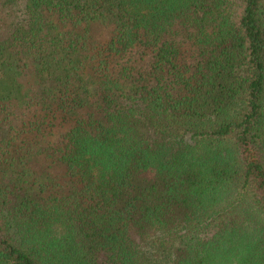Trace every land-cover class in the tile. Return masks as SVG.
<instances>
[{
  "label": "trees",
  "instance_id": "obj_1",
  "mask_svg": "<svg viewBox=\"0 0 264 264\" xmlns=\"http://www.w3.org/2000/svg\"><path fill=\"white\" fill-rule=\"evenodd\" d=\"M0 264H264V0H0Z\"/></svg>",
  "mask_w": 264,
  "mask_h": 264
},
{
  "label": "rangeland",
  "instance_id": "obj_2",
  "mask_svg": "<svg viewBox=\"0 0 264 264\" xmlns=\"http://www.w3.org/2000/svg\"><path fill=\"white\" fill-rule=\"evenodd\" d=\"M91 89H94V87H91ZM55 131H56V134H58L61 131V129H58V130H55ZM56 134H54V135H56Z\"/></svg>",
  "mask_w": 264,
  "mask_h": 264
}]
</instances>
